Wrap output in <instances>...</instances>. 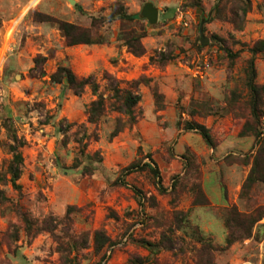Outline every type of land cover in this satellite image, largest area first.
Instances as JSON below:
<instances>
[{
    "label": "rangeland",
    "instance_id": "1",
    "mask_svg": "<svg viewBox=\"0 0 264 264\" xmlns=\"http://www.w3.org/2000/svg\"><path fill=\"white\" fill-rule=\"evenodd\" d=\"M147 2L154 24L140 16ZM120 7L135 19L103 21ZM61 24L98 39L70 43ZM131 36L142 53L125 45ZM62 67L97 90L52 78ZM109 79L140 96L134 123ZM99 95L104 111L91 122ZM186 122L204 125L212 145ZM148 154L165 191L148 169H126ZM255 154H264V0H0V264H264V216L231 245L223 222L231 206L264 215L262 183L242 195ZM192 180L208 204L192 205ZM176 211L188 213L179 229L169 224Z\"/></svg>",
    "mask_w": 264,
    "mask_h": 264
},
{
    "label": "trees",
    "instance_id": "2",
    "mask_svg": "<svg viewBox=\"0 0 264 264\" xmlns=\"http://www.w3.org/2000/svg\"><path fill=\"white\" fill-rule=\"evenodd\" d=\"M247 8L243 7V12H247ZM236 15V14H234ZM138 16V15H137ZM136 16L128 14L126 11L123 10L122 7L117 8L116 10L110 12L109 14L102 16L103 21L109 22L115 19H129L133 20L135 19ZM61 27L64 31V34L66 37L69 39L70 43H93L97 41L98 38L91 37L86 31L80 30L77 27H72L68 24H61ZM141 36H131L130 38H127L125 40V45L130 49V51L136 55L142 53L143 47L140 42ZM262 44V42H261ZM262 49V46H256L255 48L251 49V52L254 54L257 50ZM255 65H254V59L253 56L249 60V64L246 69V74H247V86L251 92V108H252V113L257 117V112L258 110V101L257 95L259 94V91L262 90V87H259L255 82ZM64 74L67 76V79L69 81L70 87L76 92L79 93L82 91L83 87L85 85H90L94 91L97 90L96 84L91 80V78H86L82 80H78L74 77V75L66 68H59L56 73L52 75V78L55 79L56 76ZM110 78V77H108ZM110 80V79H109ZM110 87L114 92L115 96V102L121 100V104L117 106V109L126 113L128 115L129 123H134L137 116L134 110V107L137 105V103L140 100V96L130 92V91H122L119 88H117L116 85H114L113 81L110 80ZM104 111V101L101 95L97 97L95 101H93L87 108V115H88V120L91 122H95L98 120L100 115ZM186 129L189 130H196L199 132V134L202 136V138L205 140V142L208 145H212V139L209 133V130L202 124L196 123V122H186L185 126ZM121 127L119 125H116L114 130L111 132V137L115 136L119 131ZM12 138L16 140V136L12 134ZM15 147V146H14ZM14 153H13V158L12 162L9 166V173L11 175V181L13 185L16 188H19L20 186L16 183V181L20 177V170H19V164L22 163V156L19 152L16 151V147L14 148ZM147 158L149 159V162H144L142 164L137 163V164H132L128 166L126 169L127 171L131 170H143L144 168L148 169L150 172H152L154 178H155V185L158 188L159 191H165V188L162 185L161 178H160V173L155 165V163L152 161L150 154L147 155ZM260 182L264 185V154H255V156L252 159V166L250 169V172L245 180V183L243 184L242 187V195L243 192L249 188V186L254 183V182ZM199 183L197 180H192L191 181V186L189 189L193 190V200H192V205H206L208 204V200L201 190L200 186L198 185ZM143 199V196L139 197V202ZM142 202H140V205ZM257 211V210H256ZM256 211L250 212V213H245L239 211L236 206H231L226 210V213L224 215V226L227 230L226 233V243L227 245H231L232 243L248 238L250 237L252 233V228L254 224L264 215L260 213L259 211L256 214ZM189 223L188 222V213L187 212H173L172 218L169 220V224H173L179 229L180 223ZM170 227V226H169ZM194 233L196 234V237H201L200 236V231L196 227L194 228ZM100 234L99 232L96 233ZM171 242L170 238H166V236L163 234L161 236V240L159 243L163 245L165 242ZM165 245V244H164ZM153 247L154 244H151ZM168 249L172 247L170 245L169 247L166 246Z\"/></svg>",
    "mask_w": 264,
    "mask_h": 264
},
{
    "label": "water",
    "instance_id": "3",
    "mask_svg": "<svg viewBox=\"0 0 264 264\" xmlns=\"http://www.w3.org/2000/svg\"><path fill=\"white\" fill-rule=\"evenodd\" d=\"M70 2H73V0H70ZM140 16L146 18L150 24H154L158 18V9L151 2H147L144 4ZM202 25H203V21L200 24L199 32H200V44L204 45L209 40L208 38L202 35L203 32Z\"/></svg>",
    "mask_w": 264,
    "mask_h": 264
}]
</instances>
